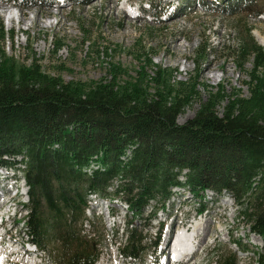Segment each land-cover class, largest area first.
I'll return each mask as SVG.
<instances>
[{
    "label": "trees",
    "instance_id": "1",
    "mask_svg": "<svg viewBox=\"0 0 264 264\" xmlns=\"http://www.w3.org/2000/svg\"><path fill=\"white\" fill-rule=\"evenodd\" d=\"M263 1L239 0L230 14L255 7L256 16L264 15ZM6 38L1 24L0 40ZM64 48L57 43L55 52ZM209 49L206 42L200 54ZM231 57L248 79L243 83L248 96L240 90L229 94L222 86L209 91L198 76L174 81L153 57L144 65L155 70L153 76L140 72L134 78L117 66L108 80L66 82L43 71L38 61L19 64L2 53L0 166L23 172L29 189L24 225L31 242L41 251L56 248V264H96V243L82 235L87 199H118L133 220L127 222L120 253L142 261L149 247L134 219L149 206L155 214L166 210L175 188L201 200L199 213L205 211V192L230 194L240 218L264 238V48L252 29H244ZM200 87L207 99L192 120L180 125L179 116L201 99ZM235 246L241 253L249 250ZM256 255L264 264V252ZM214 264H238L237 254L221 253Z\"/></svg>",
    "mask_w": 264,
    "mask_h": 264
},
{
    "label": "rangeland",
    "instance_id": "2",
    "mask_svg": "<svg viewBox=\"0 0 264 264\" xmlns=\"http://www.w3.org/2000/svg\"><path fill=\"white\" fill-rule=\"evenodd\" d=\"M59 2L0 0V8H7L4 10H10L16 18L11 24L0 9V25L3 24L7 36L0 40V57L5 53L19 64L38 61L43 71L59 75L66 82L108 80L112 68L117 66L134 78H138L137 73L140 72L153 76L155 70L144 67L146 60L153 57L156 66L173 73L174 81L188 82L190 77L198 76L199 82L209 87V91L215 92L222 86L229 94L240 90L244 96L249 95L247 87L243 86L248 79L231 56L246 28L252 29L255 41L264 48V15L256 16L258 10L255 7L237 16L230 11L237 9L239 0ZM22 14L25 15L23 22L18 21ZM35 16L38 23L31 24L30 19ZM46 23H54V27L45 28ZM206 42L210 43V49L207 55L202 56L200 51ZM57 43L65 45L59 53L55 52ZM62 66L68 71L58 73L55 68ZM251 69L252 62L246 66L247 71ZM127 80V76L123 77L120 83ZM199 93L201 99L197 98L179 116L180 125L192 120L207 99L205 89L200 87ZM225 105L222 103L218 107L220 114ZM8 173L19 177L18 186L22 191L17 197L19 203L12 202L11 218L5 216L4 227L8 230L15 225L11 235L16 242L30 243L24 225L29 214V189L22 170ZM186 173L184 171L183 175ZM4 176L5 171L0 169V180ZM181 181L185 179L181 178ZM8 183L12 185L14 182ZM172 193L173 198L166 210L155 214L149 206L142 218L134 219L133 225L147 238L145 245L149 247L144 259L137 262L126 260L120 254L127 222L133 221L127 206L118 199L110 203L100 197H88V222L82 226V235L96 243L99 253L97 264H163L164 259L159 256L165 241H169L178 229L198 224H201V230L196 239L197 252L183 264H214L218 255L227 252L237 254L238 264H258L256 253L264 252V238L253 234L247 221L240 218L241 209L230 194L205 192L201 202L205 211L200 214L201 200L194 198L189 190L175 188ZM205 229L209 230L208 235ZM0 233L3 230L0 229ZM158 239L161 244L155 250L154 243ZM237 242L246 246L248 252L241 253L235 246ZM3 248L13 264H22L8 246ZM36 263L56 264V248L53 250L51 245L41 252Z\"/></svg>",
    "mask_w": 264,
    "mask_h": 264
},
{
    "label": "bare ground",
    "instance_id": "3",
    "mask_svg": "<svg viewBox=\"0 0 264 264\" xmlns=\"http://www.w3.org/2000/svg\"><path fill=\"white\" fill-rule=\"evenodd\" d=\"M4 9L7 10V8H3V9H1V12L4 14V16L6 18H8L9 22L11 24H13L16 21L15 15L12 12H10V10L6 11ZM1 12H0V17L2 15ZM24 17H25V15L22 14V17L20 19H18V21L20 20L21 22H23ZM30 22H31V24H36V23H38V18L35 16L34 18L30 19ZM52 27H54V23H49V24L46 23L45 28H52ZM261 44L263 45V43H261ZM13 199H14V195L13 194L9 195L7 200H6L5 205H8L10 202H12ZM10 208L11 207H7L6 211L2 212L0 214V222L4 216L10 214L9 213ZM15 214H16V212H15ZM8 218H11V217L9 216ZM200 230H201V224H198V225L190 226L187 229H178L177 233H175V235H173L174 237L172 238V240H170L168 250L173 255L174 260L179 259V261H180L179 264L185 263L186 261H188L187 259L190 256L194 255L197 252L198 246L196 245V239L200 235ZM205 231H206V234L208 235L209 230L205 229ZM1 237H2V233H0V238ZM167 241L168 240H166V242ZM164 249H166V248L163 247V250ZM39 254H40V252L38 254H36V257H35L36 261L39 259ZM168 264H172V262L169 260ZM173 264H176V263H173Z\"/></svg>",
    "mask_w": 264,
    "mask_h": 264
}]
</instances>
